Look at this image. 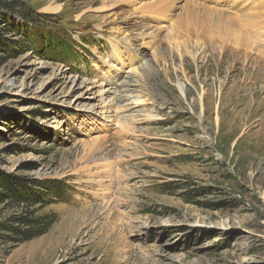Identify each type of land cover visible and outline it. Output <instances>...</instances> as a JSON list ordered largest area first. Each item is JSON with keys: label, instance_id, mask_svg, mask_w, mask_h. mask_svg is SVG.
I'll return each instance as SVG.
<instances>
[{"label": "rangeland", "instance_id": "1", "mask_svg": "<svg viewBox=\"0 0 264 264\" xmlns=\"http://www.w3.org/2000/svg\"><path fill=\"white\" fill-rule=\"evenodd\" d=\"M13 2L0 178L69 191L0 264H264V0Z\"/></svg>", "mask_w": 264, "mask_h": 264}, {"label": "trees", "instance_id": "2", "mask_svg": "<svg viewBox=\"0 0 264 264\" xmlns=\"http://www.w3.org/2000/svg\"><path fill=\"white\" fill-rule=\"evenodd\" d=\"M0 9L19 14L24 21H34L33 15L21 3H0ZM11 23L9 26L14 28ZM26 37L30 39V36ZM68 191L66 185L58 181L46 183L15 177L0 178V196L19 210L0 224V238L16 247L45 235L57 222V216L52 212L40 214L45 205L37 206L41 203L47 205V200L61 199Z\"/></svg>", "mask_w": 264, "mask_h": 264}, {"label": "bare ground", "instance_id": "3", "mask_svg": "<svg viewBox=\"0 0 264 264\" xmlns=\"http://www.w3.org/2000/svg\"><path fill=\"white\" fill-rule=\"evenodd\" d=\"M210 16H212L211 14H210ZM251 18H253L252 16L251 17H248V19H251ZM223 29H225V28H223ZM229 32L231 31V32H233V33H235V30L232 28V26H229ZM224 32L225 31H227V30H223ZM223 32V33H224ZM213 33V32H212ZM225 34V33H224ZM227 34H228V32H227ZM226 34V35H227ZM231 33H229V35H230ZM232 35V34H231ZM222 36V35H221ZM226 37H228V36H226ZM233 37V36H232ZM231 37V38H232ZM242 37V35H240V34H238V38H237V40H241L240 38ZM228 38H230V36L228 37ZM234 39V38H233ZM236 39V38H235ZM252 43L251 42H249L248 40H245V43L243 44L244 46H249V45H251ZM112 167V166H111ZM109 171V170H108Z\"/></svg>", "mask_w": 264, "mask_h": 264}]
</instances>
